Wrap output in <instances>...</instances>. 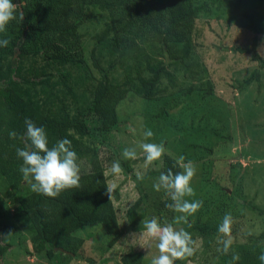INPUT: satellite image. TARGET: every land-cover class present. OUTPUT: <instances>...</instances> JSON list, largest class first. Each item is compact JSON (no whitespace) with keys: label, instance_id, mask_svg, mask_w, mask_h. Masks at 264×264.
I'll return each mask as SVG.
<instances>
[{"label":"rangeland","instance_id":"1","mask_svg":"<svg viewBox=\"0 0 264 264\" xmlns=\"http://www.w3.org/2000/svg\"><path fill=\"white\" fill-rule=\"evenodd\" d=\"M192 1L194 4L202 2ZM90 11L95 14V20L79 27L86 65L78 64L72 74L78 84L84 80L81 82L87 92L83 98L89 102H97L101 108L117 102L121 124L105 138L104 144L93 142L96 159L105 169L107 186H117L119 201H113L117 232H108L97 223L68 234L61 248L72 255L66 264H120L121 257L131 250L143 254L142 264H151L153 257L159 254L156 241L141 238L140 233L145 231L142 221L152 217L161 224H172L177 230L183 228L196 242L195 254L175 264H261L259 246L246 237L249 232L253 237L264 233V215L246 209L241 202L247 200L264 211V67L253 61L250 53L242 51L251 50L255 41V52L264 61V53L260 54L264 51V0L261 3L243 0L242 8L236 12L230 7L220 10L210 7L207 13L200 14L191 39V58L199 64L198 75L187 80L180 72H175L177 86L170 88L163 80L159 88L165 91L159 92L146 106L133 91L110 92L115 102L100 86V75L92 68L89 55L94 36L103 29L106 18L96 8ZM32 64L38 66L41 61L38 58ZM255 71L258 77L240 91L238 84ZM124 75L117 70L113 80ZM208 84L212 86L210 95H206ZM82 86L74 88L78 96ZM71 98L65 97L67 101H72ZM167 112L170 117L164 118ZM155 113H158L160 126L153 127L151 117ZM146 130L154 133L148 140L143 136ZM142 142L163 143L167 150L164 156L175 161L184 156L185 162L190 160L196 165L197 172L191 182L195 195L186 199L203 201V206L187 221L179 220L181 214L163 203L170 198L163 190L154 189L158 177L146 178L149 173L162 170L164 156L161 161L146 164L138 147ZM132 147L137 149V159H124L123 150ZM88 159L78 161L80 175L91 170ZM115 161H119L123 169L118 176L110 172ZM138 173L143 175V180L137 179ZM30 193L31 186L26 181L12 188L0 177V241L8 245L0 264H65L60 256L49 261L44 252H33L32 225L25 217H15L18 200ZM139 198L141 204L135 213V226L131 227L126 211ZM228 213L233 217V244L228 254H222L217 251L223 247L219 243L223 237L218 228L211 236H206L201 229L214 224L219 227ZM233 252L239 254L238 261H232Z\"/></svg>","mask_w":264,"mask_h":264},{"label":"trees","instance_id":"2","mask_svg":"<svg viewBox=\"0 0 264 264\" xmlns=\"http://www.w3.org/2000/svg\"><path fill=\"white\" fill-rule=\"evenodd\" d=\"M258 1L261 3L263 0ZM13 2L19 4L18 11L23 13L24 19L11 22L7 31L0 33V39L9 40L7 47H0V177L6 179L12 188L23 180L19 171L22 160L17 158L16 148H23L24 145L19 139L10 138L9 132L15 131L18 136L23 134L26 131L25 119H31L37 126L45 128L49 146L58 139L67 138L77 153L78 161L89 158L92 168L80 175L79 189L64 191L57 198L32 192L18 200L15 210V217H25L32 225L33 252H44L49 261L60 256L66 264L72 255L59 248H62L68 234L97 223L108 232H117L113 201H119V194L115 191L110 201L105 169L96 159L93 143L104 144L105 138L121 124L117 102L110 92L133 91V95L145 105L155 100L159 92L165 91L159 88L163 80L170 88L177 86L175 72H180L187 80L194 79L199 65L191 58L195 21L210 7L216 10L230 7L236 12L242 8L243 0H202L199 4H194L192 0ZM90 8H96L106 18L103 29L94 36L89 55L92 68L100 75V86L116 102L102 108L97 102L94 104L83 98L87 92V88L82 86L84 80L81 79L78 84L72 74L78 64L85 63L82 58L83 35L79 27L95 20L96 16ZM250 26L254 28V24ZM255 47L254 41L251 50L242 52L250 53L251 59L264 67V61L255 52ZM38 58L41 64H32ZM117 70L125 75L113 80ZM257 75L255 71L238 84V89L242 91ZM78 85L82 86L79 96L74 90ZM206 90V95H210L211 84ZM67 95L72 96V101L65 99ZM164 115V118L170 117L169 112ZM151 120L153 127L158 126V113ZM175 162L173 158L164 156L162 170L149 173L146 178L159 177L161 172L166 173L170 168L173 172L181 171V168L173 167ZM163 203L166 205L171 200ZM140 204L141 198L126 211L131 227L135 226V213ZM241 205L264 215V211L247 200H243ZM217 228L214 224L201 231L211 236ZM246 238L259 246L260 255L264 253V233ZM7 250L8 245L0 241V258ZM142 261L143 254L131 250L121 257L120 264H142Z\"/></svg>","mask_w":264,"mask_h":264},{"label":"clouds","instance_id":"3","mask_svg":"<svg viewBox=\"0 0 264 264\" xmlns=\"http://www.w3.org/2000/svg\"><path fill=\"white\" fill-rule=\"evenodd\" d=\"M18 5L13 0H0V33L6 32L11 22L24 19L23 13L18 11ZM8 44V39H0V47H7ZM262 53L264 51L260 52ZM24 124L26 131L23 134L18 136L15 131H10L9 137L19 139L24 145L23 148H16V155L22 160L19 168L22 178L30 184L32 192L57 198L64 191L79 189L80 167L71 141L62 138L49 146L48 134L43 126H37L31 119H25ZM143 136L145 140H148L154 136V133L146 130ZM138 147L144 154L146 164L161 161L167 151L163 143L142 142ZM137 155L136 147L125 148L122 152V157L126 160H135ZM173 167H179L182 171L173 172L170 168L166 173L161 172L153 187L157 192L163 190L171 200V203H166L165 206L180 213L179 220L187 221L188 217L195 215L203 206V201L190 202L186 199L195 195L191 182L197 168L192 161L185 162L184 156H180ZM122 171L119 161L112 163L111 174L118 176ZM137 179L143 180V175L138 173ZM116 187L115 184L107 187L110 201ZM142 223L145 231L140 233L141 238L156 241L155 246L159 253L153 257L151 264H175L176 261H186L195 254L196 242L183 228L177 230L170 223L161 224L156 217L143 220ZM232 226L233 217L230 213L225 214L218 227V232L223 237L219 243L223 247L217 248V251L222 254H228L233 244ZM252 234L249 232V235ZM132 235L134 236L135 233ZM239 259V254L233 252L232 261ZM259 259L264 262V253L259 256Z\"/></svg>","mask_w":264,"mask_h":264},{"label":"water","instance_id":"4","mask_svg":"<svg viewBox=\"0 0 264 264\" xmlns=\"http://www.w3.org/2000/svg\"><path fill=\"white\" fill-rule=\"evenodd\" d=\"M60 251L64 252L61 248H59Z\"/></svg>","mask_w":264,"mask_h":264}]
</instances>
